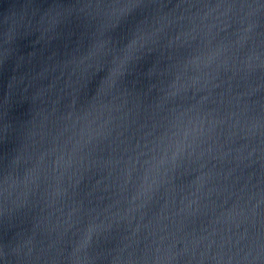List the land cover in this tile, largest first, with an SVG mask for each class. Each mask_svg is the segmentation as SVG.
<instances>
[{
  "label": "water",
  "instance_id": "1",
  "mask_svg": "<svg viewBox=\"0 0 264 264\" xmlns=\"http://www.w3.org/2000/svg\"><path fill=\"white\" fill-rule=\"evenodd\" d=\"M0 264H264V0H0Z\"/></svg>",
  "mask_w": 264,
  "mask_h": 264
},
{
  "label": "snow or ice",
  "instance_id": "2",
  "mask_svg": "<svg viewBox=\"0 0 264 264\" xmlns=\"http://www.w3.org/2000/svg\"><path fill=\"white\" fill-rule=\"evenodd\" d=\"M139 3L136 5L129 7L124 10L118 17H116L109 25L105 26L103 31L107 34V43H111V40L108 38V34L115 31L116 29L120 28L121 25L126 24L129 21V18L134 17L138 13ZM142 27V18L135 21L130 30L129 34L127 35L123 47L131 48L135 45L138 33Z\"/></svg>",
  "mask_w": 264,
  "mask_h": 264
}]
</instances>
